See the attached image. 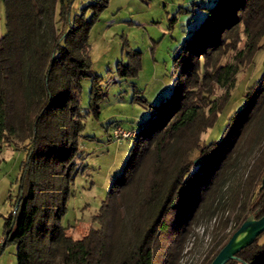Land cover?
Returning <instances> with one entry per match:
<instances>
[{
    "label": "trees",
    "instance_id": "obj_1",
    "mask_svg": "<svg viewBox=\"0 0 264 264\" xmlns=\"http://www.w3.org/2000/svg\"><path fill=\"white\" fill-rule=\"evenodd\" d=\"M3 2L0 148L28 138L13 208L4 222V244H19L16 264H170L185 227L216 192L213 185L221 171L243 151L252 154L220 206L226 214L200 264L211 262L250 212L255 217L264 214V67L221 136L201 141L229 98L241 67L264 47V0H214L204 6L206 14L175 50L177 74L170 95L150 105L147 124L138 129L122 170L81 236H74L59 219L78 170L75 139L82 124L75 92L91 75L92 20L82 13L71 18L70 0ZM57 4L59 28L54 20ZM230 50L231 60L223 63ZM92 78L95 84L98 75ZM217 88L223 89L219 95ZM57 108L66 109L64 125L76 126L70 144L63 141ZM232 221V230L226 232ZM263 234L225 264H264Z\"/></svg>",
    "mask_w": 264,
    "mask_h": 264
},
{
    "label": "rangeland",
    "instance_id": "obj_2",
    "mask_svg": "<svg viewBox=\"0 0 264 264\" xmlns=\"http://www.w3.org/2000/svg\"><path fill=\"white\" fill-rule=\"evenodd\" d=\"M70 1L71 18L75 13H82L84 19L92 20L88 32L91 75L80 81L75 92L82 124L75 139L74 160L78 170L69 183L65 210L59 223L69 226L68 230L74 236H81L92 224V214L98 211L113 178L122 170L132 145L133 138H113L114 126L138 130L147 124L150 105L166 99L172 91L177 74L173 66L176 48L206 14L204 6H211L214 0H107L104 7L101 5L105 0ZM58 11L59 4L54 10L57 28L62 24L57 21ZM5 30V6L0 0V35ZM231 58L230 50L222 62ZM263 62L264 47L255 52L250 64L239 70L216 121L202 132V142L209 143L221 136L228 117L243 105L246 90L261 76ZM95 74L98 81L94 84L92 76ZM222 91L217 88V95ZM65 110L57 108L55 112L61 121L63 141L70 144L74 141L71 132L76 126L64 125ZM19 139L15 144H4L0 148L2 238L6 235L5 217L13 208L18 190L21 162L26 157L23 145L28 138ZM251 154L241 152L221 171V178L213 185L216 192L206 198L194 213L190 225L185 227L170 264H200L215 244L219 230L217 223L226 214L220 206L243 176ZM196 155L197 151L192 153L193 157ZM233 226L232 221L226 232ZM15 229L14 225L11 233ZM18 246L15 240L0 244V264H16Z\"/></svg>",
    "mask_w": 264,
    "mask_h": 264
},
{
    "label": "water",
    "instance_id": "obj_3",
    "mask_svg": "<svg viewBox=\"0 0 264 264\" xmlns=\"http://www.w3.org/2000/svg\"><path fill=\"white\" fill-rule=\"evenodd\" d=\"M200 159L201 157H198L194 161L198 162ZM263 184L264 178L262 180ZM262 231H264V214L260 217H255L254 213L250 212L209 264H225L241 248L252 243Z\"/></svg>",
    "mask_w": 264,
    "mask_h": 264
},
{
    "label": "built area",
    "instance_id": "obj_4",
    "mask_svg": "<svg viewBox=\"0 0 264 264\" xmlns=\"http://www.w3.org/2000/svg\"><path fill=\"white\" fill-rule=\"evenodd\" d=\"M139 130L131 128L126 129L120 125L114 126L112 136L115 139H121V138H134L138 135ZM5 242V238L0 237V244H3Z\"/></svg>",
    "mask_w": 264,
    "mask_h": 264
}]
</instances>
